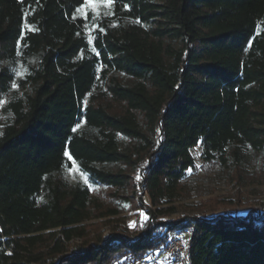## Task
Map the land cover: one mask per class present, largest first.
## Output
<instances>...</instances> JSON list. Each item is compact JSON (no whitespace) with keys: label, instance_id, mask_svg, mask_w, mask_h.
Here are the masks:
<instances>
[{"label":"trees","instance_id":"1","mask_svg":"<svg viewBox=\"0 0 264 264\" xmlns=\"http://www.w3.org/2000/svg\"><path fill=\"white\" fill-rule=\"evenodd\" d=\"M83 7L0 0V264H137L189 227L191 264H264V210L230 212L264 186V0ZM197 147L237 190L187 207Z\"/></svg>","mask_w":264,"mask_h":264},{"label":"rangeland","instance_id":"2","mask_svg":"<svg viewBox=\"0 0 264 264\" xmlns=\"http://www.w3.org/2000/svg\"><path fill=\"white\" fill-rule=\"evenodd\" d=\"M108 5L105 4H98L96 8L89 6L85 9L83 7L82 11L85 13L88 10H92L94 13L101 12L104 8ZM194 156L196 160V166L192 170H190L186 177V182L191 186L192 190V197L186 201L187 204H192L197 201L202 200H215L218 201L220 196H231L237 190V186L229 183L227 178L224 176L223 172L219 169L218 165L214 163H207L202 159L201 156V148L197 147L194 149ZM67 176L70 177L72 180L76 179H84L76 169H72L67 172ZM244 198L243 203L237 207V209L229 210L234 214H241L246 215L249 212H252L254 209H262L264 210V186L263 187H249L248 189L243 190ZM148 200L147 196L145 197ZM217 207H225L224 205H217ZM188 209V208H187ZM225 209H220L218 211L213 212V214L223 212ZM228 210V209H227ZM140 211V210H139ZM185 213L187 214H197L200 217L203 216L204 213L201 211H192L186 210ZM133 213H131L132 215ZM258 222V221H257ZM113 224L105 225L101 228L104 235H109L113 229ZM187 237H190L192 232V228H187L184 230ZM137 264H176L174 263L166 254L163 253H156L151 255L150 257L146 258V261L139 262Z\"/></svg>","mask_w":264,"mask_h":264},{"label":"built area","instance_id":"3","mask_svg":"<svg viewBox=\"0 0 264 264\" xmlns=\"http://www.w3.org/2000/svg\"><path fill=\"white\" fill-rule=\"evenodd\" d=\"M188 239L185 232L172 233L168 244L163 249V253L176 264H191L188 259Z\"/></svg>","mask_w":264,"mask_h":264},{"label":"snow or ice","instance_id":"4","mask_svg":"<svg viewBox=\"0 0 264 264\" xmlns=\"http://www.w3.org/2000/svg\"><path fill=\"white\" fill-rule=\"evenodd\" d=\"M101 3L110 6V5L113 3V0H84V6H85V9H86L87 7H89V6H91V7H93V8L95 9L96 6H97L98 4H101ZM124 7H128V5H124ZM80 10H81V9H77V11H80ZM85 15H86V11H85ZM136 22L139 23L138 20H137ZM89 39H91V38H89ZM93 51H95V49H93ZM97 55H98V53H97ZM11 87H13V88H17L18 85H16V84L13 83V84L11 85ZM77 127H79V124L77 125ZM65 155H69V154H68V153H65ZM72 163L74 164L75 161L73 160ZM81 175L84 176V178H85V182H87V174H85V173H81ZM137 178H139V177H137ZM146 219H147V218L145 217L144 220H146ZM140 226H141V227H144V221L141 222Z\"/></svg>","mask_w":264,"mask_h":264}]
</instances>
